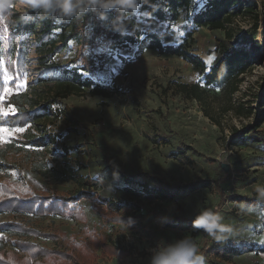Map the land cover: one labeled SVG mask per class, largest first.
I'll use <instances>...</instances> for the list:
<instances>
[{
	"label": "rangeland",
	"instance_id": "374dc122",
	"mask_svg": "<svg viewBox=\"0 0 264 264\" xmlns=\"http://www.w3.org/2000/svg\"><path fill=\"white\" fill-rule=\"evenodd\" d=\"M163 1L150 0L151 6ZM207 1L191 0L189 7L181 10L178 20L167 22L151 21L148 17L150 5L141 0L140 11L126 22L127 29L123 33L134 36V42L111 44L105 39L102 30L113 29L115 11L107 14V20H101L92 12L83 18L60 20L68 23V32L76 25L78 34L62 41L57 34L60 29L55 30L53 38L58 42L53 54L47 53L44 60L39 59L37 46L40 39L48 37L33 35L26 70L17 76L9 69L10 58L5 52L0 55L4 89L11 87L13 92L23 91L38 86L39 77L52 74L64 77L63 69L77 68L83 77H92L110 93L109 96L92 95L87 90L85 94L61 98L59 107L73 121L60 118L53 123L44 118L40 124L24 126L23 132L10 133L0 140L2 149L10 142L17 143L20 148L6 156L5 168L0 169L2 181L22 196H45L50 190L58 195L78 196L73 206L80 207L87 220L80 222L69 215L41 217L4 212L0 213V222L18 221L41 231L62 232L67 238L65 243L83 240L85 229L100 236L106 231L111 240L131 251L128 256L110 257L100 248L95 264H150L152 248L164 246L186 234L198 244L206 264H264V202L247 194L252 185L264 183V106H261L264 38L258 36L261 48L251 54L253 64L242 76L238 90L229 96L220 85H212L207 87L202 102L187 96L180 87L181 83L204 85L203 75L190 62L178 55L161 53L157 48H140L148 31L172 33L171 43H182L210 67L218 54L217 39L226 37L224 30L195 25L194 15ZM254 1L258 4L256 13L234 16L229 23L233 32L231 40L242 30L255 26L257 32L264 35V0ZM5 3L6 0H0V20L4 24ZM12 3L13 10L22 12L19 0H12ZM84 18L86 23H83ZM0 39L6 51L7 36L0 34ZM9 95L4 96L0 106H12L7 104ZM38 126L40 135L56 133L57 142L42 147L22 146L19 141L30 132L37 133ZM17 127L20 126L10 128ZM65 160L68 162L64 163ZM67 165L84 176L97 179V189L82 188L75 180L58 182L57 177L62 176L59 171ZM40 170L48 175L41 174ZM216 179H225L221 180V190L216 186ZM185 184L199 187L177 192V188ZM146 185L168 188L177 194L172 200L140 204L142 233L106 220L105 214L110 209L101 197L123 203L129 200L126 187L142 190ZM84 190L92 191L94 196H83ZM205 207L219 211L225 222L233 227L227 241L218 243L202 231L166 228L153 215L154 211H159L180 222H191ZM1 235L9 240L28 239L44 247L64 245L45 237L7 232Z\"/></svg>",
	"mask_w": 264,
	"mask_h": 264
},
{
	"label": "trees",
	"instance_id": "16d2710c",
	"mask_svg": "<svg viewBox=\"0 0 264 264\" xmlns=\"http://www.w3.org/2000/svg\"><path fill=\"white\" fill-rule=\"evenodd\" d=\"M191 0H164L160 4L148 8V17L152 21L158 19L167 22L178 20L181 10L189 7ZM6 24L0 20V34L7 36L8 49L1 46L0 55L5 52L8 58V66L15 76L22 74L26 70V61L33 48L31 37L37 34L47 35V39H40L37 51L40 54L39 59L44 60L47 53L53 54V48L58 42L53 38L55 30L62 41L74 38L78 34L76 25H73L70 32L67 31L66 22H57L55 19L47 21L40 20L35 13L28 20L22 19V12H17L10 8L5 10ZM258 11L257 1L254 0H208L205 6L194 15V22L197 26H205L211 30L221 29L225 31V39H217L216 52L217 57L213 64L208 67L205 60L197 54L185 49L182 43L173 44V34L168 32L157 33L148 31L146 38L141 42L140 48H157L159 52L178 55L193 65V68L203 75L204 85L201 83H181L182 91L189 97L203 101L207 93V87L220 85L223 92L232 96L237 90L242 76L253 64L252 53L259 50L261 45L258 36L264 38L262 33L257 32V27L253 29L242 30L235 39L229 23L233 17L247 13H256ZM87 19L84 18L83 23ZM105 39L111 44H118L127 41L134 42V36L122 34L107 28L102 30ZM259 34V35H258ZM4 50V51H3ZM64 77L49 75L47 77L37 78L38 86L29 89L13 92L7 99V104L17 109L15 116H10L3 121L9 127H24L30 124L38 125L44 118L51 122H56L60 118H66L73 121V118L59 107L60 99L70 95L85 94L87 90L92 95L103 94L109 96L110 93L104 91L103 85L96 82L92 77H83L77 68L63 69ZM14 82L11 84L13 85ZM5 87L0 75V96ZM264 106V99L261 101ZM210 115V112L207 111ZM52 118V119H51ZM36 132L28 133L19 143L22 146L32 145L34 147L48 146L57 142L58 135L38 134L41 129L37 127ZM44 133V130H42ZM17 143L10 142L5 149L0 148V169L4 170L3 162L6 156L20 148ZM68 150L67 148H65ZM67 155V152H65ZM65 160L64 163H67ZM61 177L57 181L75 180L82 188L97 189L99 181L92 177L84 176L80 171L67 165L63 167ZM41 174L48 175L46 171L40 170ZM225 180V179H221ZM220 179H216V186L221 190ZM133 182V181H129ZM196 184H185L177 188L181 190H196ZM128 201L123 203L114 202L106 197H101L102 202L107 203L110 211L105 214L106 220L113 224H122L128 228L135 229L142 233L144 224L140 204L154 203L157 200H172L177 192L164 187L145 186L142 190L133 187L125 188ZM85 197H93L92 191H82ZM78 201V196L58 195L50 190L49 195H31L22 196L17 194L13 187L0 179V213H28L35 216L45 217L66 216L77 219L80 222L87 220L86 214L78 206H73ZM154 217L166 228L188 231L192 229L191 222H180L175 218L166 217L162 212L154 211ZM115 228L113 227V230ZM7 232L9 234L45 237L55 242H62L61 247H44L41 244L28 240L17 238L9 240L8 237L1 235ZM84 238L81 241L73 240L65 243L66 235L62 232L41 231L35 227L29 226L24 222L6 221L0 222V264H95L98 251L106 256H128L130 249L119 242L110 239L106 231L97 235L93 230L85 229Z\"/></svg>",
	"mask_w": 264,
	"mask_h": 264
},
{
	"label": "clouds",
	"instance_id": "9594fccd",
	"mask_svg": "<svg viewBox=\"0 0 264 264\" xmlns=\"http://www.w3.org/2000/svg\"><path fill=\"white\" fill-rule=\"evenodd\" d=\"M144 3L151 6L150 0H144ZM19 6L23 9L24 20L31 19L32 13H35L42 21L55 18L57 22L83 18L89 12L98 14L101 20H107V14L115 11L117 15L112 22V28L123 34L127 29L126 22L140 11L142 4L141 0H19ZM12 7V0H6L4 10ZM247 194L254 195L258 201L264 202V183L252 185V190ZM191 226L192 230L202 231L218 243L227 241L233 232V227L225 222L223 215L208 207L201 208L195 214ZM150 251V264H206L204 254L190 234Z\"/></svg>",
	"mask_w": 264,
	"mask_h": 264
},
{
	"label": "snow or ice",
	"instance_id": "6c2138e0",
	"mask_svg": "<svg viewBox=\"0 0 264 264\" xmlns=\"http://www.w3.org/2000/svg\"><path fill=\"white\" fill-rule=\"evenodd\" d=\"M13 92L11 87L4 89V95L0 96V104L3 103L4 96H7ZM17 114V109L14 106H9L7 108L0 106V140H3L5 136H9V134L20 133L25 129L22 127L10 128L6 126L3 121L6 120L10 116H15ZM30 127V125H28Z\"/></svg>",
	"mask_w": 264,
	"mask_h": 264
},
{
	"label": "crops",
	"instance_id": "0c3cea01",
	"mask_svg": "<svg viewBox=\"0 0 264 264\" xmlns=\"http://www.w3.org/2000/svg\"><path fill=\"white\" fill-rule=\"evenodd\" d=\"M182 191V190H181Z\"/></svg>",
	"mask_w": 264,
	"mask_h": 264
}]
</instances>
